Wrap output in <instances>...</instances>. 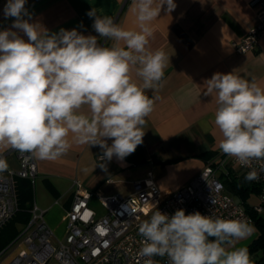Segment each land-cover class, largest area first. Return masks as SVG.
<instances>
[{
  "label": "clouds",
  "instance_id": "obj_1",
  "mask_svg": "<svg viewBox=\"0 0 264 264\" xmlns=\"http://www.w3.org/2000/svg\"><path fill=\"white\" fill-rule=\"evenodd\" d=\"M26 3L7 0L3 7L12 25L0 30V147L56 160L74 143L98 146L96 166L104 170V161L123 162L143 143L154 107L145 90L160 84L170 60L163 50H149L151 24L162 8L174 11L175 0H132L139 30H125L92 8L87 15L98 35L87 36L76 28L38 31ZM205 82V95L215 94L218 105L220 151L251 168L246 181L259 179L251 166L258 163L264 172V87L234 72L214 73ZM7 170L0 157V172ZM154 207L138 226L144 264H159L154 257H166L167 264H252L247 247H235L254 231L247 220L183 208L169 215Z\"/></svg>",
  "mask_w": 264,
  "mask_h": 264
},
{
  "label": "crops",
  "instance_id": "obj_2",
  "mask_svg": "<svg viewBox=\"0 0 264 264\" xmlns=\"http://www.w3.org/2000/svg\"><path fill=\"white\" fill-rule=\"evenodd\" d=\"M6 2L0 0V30L12 25V18L5 19L3 15ZM175 3L174 11L167 13L162 8L151 24L149 50H163L170 60L160 84L145 90L154 99V107L146 117L143 143L137 147L141 161L133 164L128 157L123 162L114 157L110 162L104 161L107 165L104 170L96 166L100 163L97 157L102 154L98 146L89 148L73 143L56 160L35 157L37 173L33 179H16L21 209L28 211V218L34 206L44 209L45 221L59 239L65 235L74 179L94 193L128 195L132 192L131 181L145 178L149 171L161 199L184 185L208 158L220 152L221 134L214 124L218 105L215 94L205 95V81L214 73L234 72L264 87V36L250 52L236 53L231 47L256 23L257 8L251 7L249 0H175ZM25 6L32 14L30 22L39 23L41 32L44 28L49 32L76 28L86 36L98 35L92 28L93 19L87 15L92 8L101 16H110L125 30H139L132 0H27ZM99 42L105 46L113 43L102 37ZM133 79L141 82L135 74ZM9 148L0 147V152ZM4 159L8 168H17L14 153H7ZM226 172L220 173V178L227 193L239 201L227 190L223 179L231 175L236 179L243 174L244 177L247 172L236 165L228 166ZM257 202V194L251 193L245 203L250 206ZM23 225V221L17 222L19 229ZM256 236L257 233L253 239Z\"/></svg>",
  "mask_w": 264,
  "mask_h": 264
},
{
  "label": "built area",
  "instance_id": "obj_3",
  "mask_svg": "<svg viewBox=\"0 0 264 264\" xmlns=\"http://www.w3.org/2000/svg\"><path fill=\"white\" fill-rule=\"evenodd\" d=\"M249 5L257 8L256 23L243 37L231 43L236 53L254 50L264 36V0H249ZM7 153L16 155L18 166L0 172V229L19 210L16 179H33L37 173L35 157L30 153L9 148L0 152V157L4 158ZM101 155L97 157L99 162ZM230 165L247 173L251 170L220 151L208 158L184 185L161 199L149 171L145 178L131 181L132 192L128 195L94 193L74 179L64 237L55 236L45 221V210L34 206L17 235L0 250V264H144L145 258L140 255L143 238L138 234V226L156 210L154 205L169 215L183 208L186 214L199 211L213 218H240L253 224L244 203L227 193L220 178V173H227ZM251 167L259 172V179L253 180L259 192L258 202L250 208L261 214L264 212V172L260 171L258 163ZM93 199L102 206V214L91 206ZM150 204L152 206L147 208ZM154 259L159 264H167L166 257Z\"/></svg>",
  "mask_w": 264,
  "mask_h": 264
},
{
  "label": "trees",
  "instance_id": "obj_4",
  "mask_svg": "<svg viewBox=\"0 0 264 264\" xmlns=\"http://www.w3.org/2000/svg\"><path fill=\"white\" fill-rule=\"evenodd\" d=\"M128 159L133 162V164L140 162V149L137 148L133 154L128 156ZM243 175L237 179L231 175V177L223 179V181L226 184L227 190L235 195L239 199V202L244 203L246 210L252 215L253 225L256 226L258 235L252 240L247 249L255 255L251 260L252 264H264V215L256 214L251 210L250 206L245 203L247 196L251 193L258 194L259 189L253 181H246ZM28 219V211L22 210L19 203V210L14 217L0 229V250L17 235L19 231L17 222L23 221L26 223Z\"/></svg>",
  "mask_w": 264,
  "mask_h": 264
},
{
  "label": "rangeland",
  "instance_id": "obj_5",
  "mask_svg": "<svg viewBox=\"0 0 264 264\" xmlns=\"http://www.w3.org/2000/svg\"><path fill=\"white\" fill-rule=\"evenodd\" d=\"M91 206L94 208V209H96L97 211H98V213L99 214H102L103 213V208H102V206L100 205V203L96 200V199H93L92 201H91ZM152 206V204H150L147 208H149V207H151ZM262 215H264V212H262L261 213ZM253 227H254V231H253V233H252V235L251 236H249L248 238H246L244 241H242V242H237L236 244H235V247L236 248H239V247H248L249 246V244L252 242V240H253V236H254V234L255 233H257V235H258V231H257V228H256V226L255 225H252ZM20 230V229H19ZM252 238V239H251ZM251 240V241H250ZM249 256H250V259L252 260L254 257H255V255H254V253L252 254V252H249Z\"/></svg>",
  "mask_w": 264,
  "mask_h": 264
}]
</instances>
